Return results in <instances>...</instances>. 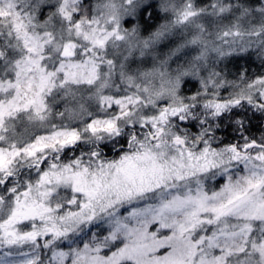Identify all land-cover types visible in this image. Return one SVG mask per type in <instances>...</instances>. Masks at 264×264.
Returning <instances> with one entry per match:
<instances>
[{
  "label": "snow or ice",
  "instance_id": "obj_1",
  "mask_svg": "<svg viewBox=\"0 0 264 264\" xmlns=\"http://www.w3.org/2000/svg\"><path fill=\"white\" fill-rule=\"evenodd\" d=\"M0 264H264V0H0Z\"/></svg>",
  "mask_w": 264,
  "mask_h": 264
}]
</instances>
